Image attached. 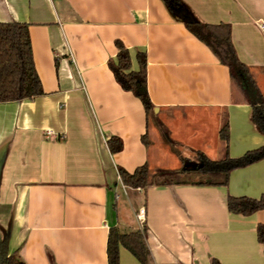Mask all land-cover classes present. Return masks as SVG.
I'll return each mask as SVG.
<instances>
[{
	"label": "crops",
	"instance_id": "0c3cea01",
	"mask_svg": "<svg viewBox=\"0 0 264 264\" xmlns=\"http://www.w3.org/2000/svg\"><path fill=\"white\" fill-rule=\"evenodd\" d=\"M181 1L202 23L231 25L237 55L264 93V0ZM10 22L29 25L45 92L0 104V238L10 253L25 264H108L116 227L144 233L152 264H264V210L227 209L228 196L264 195V160L233 171L227 187L121 182L119 169L177 171L196 151L220 158L225 115L232 158L264 145L227 67L162 0H0V23ZM116 42L134 71L137 54L147 56L149 116L109 68ZM112 137L123 142L117 154ZM119 264L141 263L120 247Z\"/></svg>",
	"mask_w": 264,
	"mask_h": 264
},
{
	"label": "trees",
	"instance_id": "16d2710c",
	"mask_svg": "<svg viewBox=\"0 0 264 264\" xmlns=\"http://www.w3.org/2000/svg\"><path fill=\"white\" fill-rule=\"evenodd\" d=\"M162 1L171 15L183 23L187 31L205 45L221 65L227 67L234 88L251 107L252 124L264 135V93L251 68L241 62L237 55L231 25L202 23L181 0ZM115 45L118 49L117 60L109 62V68L121 88L138 98L149 116L154 111V105L148 92L147 56L145 53L137 54L139 68L134 71L129 50L121 42H116ZM43 95L45 92L35 67L29 25L19 22L0 23V104L33 100ZM164 135L173 144L166 132ZM219 139L221 156L216 160L196 151V162L183 159L181 168L177 171L160 170L153 174L146 164L136 168L134 172L119 169L121 182L127 188L141 190H147L151 186L187 184L227 187L233 171L264 160V145L239 158L229 155V122L226 115L221 123ZM143 141L148 144L144 137ZM108 145L113 154L123 149V142L116 137H112ZM190 175L198 178L192 181L188 179ZM227 209L235 215L251 216L264 210V195L260 198L228 196ZM257 240L264 249V224L257 226ZM120 247L127 249L141 264H152L143 232L123 233L112 227L107 242L108 264H119ZM0 264H25L17 252L10 253L8 237L0 238ZM212 264L223 263L213 259Z\"/></svg>",
	"mask_w": 264,
	"mask_h": 264
},
{
	"label": "rangeland",
	"instance_id": "374dc122",
	"mask_svg": "<svg viewBox=\"0 0 264 264\" xmlns=\"http://www.w3.org/2000/svg\"><path fill=\"white\" fill-rule=\"evenodd\" d=\"M188 155L190 156V158L191 159H189L188 158V160H190V161H195L196 162V159H195V153L194 154H190V153H188ZM194 165V164H193ZM198 177L197 176H195V175H190L189 177H188V179H190V180H196Z\"/></svg>",
	"mask_w": 264,
	"mask_h": 264
},
{
	"label": "built area",
	"instance_id": "2783aa9c",
	"mask_svg": "<svg viewBox=\"0 0 264 264\" xmlns=\"http://www.w3.org/2000/svg\"><path fill=\"white\" fill-rule=\"evenodd\" d=\"M262 29L264 30V26H262ZM123 188H124V186H123ZM116 198L118 199V196H116ZM140 215H143L144 214V208H142L141 210H140V213H139Z\"/></svg>",
	"mask_w": 264,
	"mask_h": 264
}]
</instances>
